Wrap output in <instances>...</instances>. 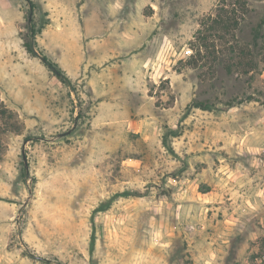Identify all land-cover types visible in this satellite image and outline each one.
Instances as JSON below:
<instances>
[{"label":"rangeland","instance_id":"obj_1","mask_svg":"<svg viewBox=\"0 0 264 264\" xmlns=\"http://www.w3.org/2000/svg\"><path fill=\"white\" fill-rule=\"evenodd\" d=\"M256 30L264 0H0V264H264Z\"/></svg>","mask_w":264,"mask_h":264},{"label":"trees","instance_id":"obj_2","mask_svg":"<svg viewBox=\"0 0 264 264\" xmlns=\"http://www.w3.org/2000/svg\"><path fill=\"white\" fill-rule=\"evenodd\" d=\"M197 33L200 34L201 31L199 30ZM32 35H33L32 37L35 36V32L33 30H32ZM263 37L264 36H261L260 33L258 32V30L254 31L253 39H252L253 45H256V41L258 39H262ZM197 39L199 40V45H198V47L196 49V51H197L196 53L200 56V51L199 50H200V48H205V46H204L205 39L204 38H200V37H198ZM24 46H25L27 52L33 54L34 53L33 52V46H36V43L35 42H32V41L30 42V40H29V41H26L25 42ZM56 75L58 76L59 79H61V81L63 83H65L66 85H69V82L67 81V79L64 78V77L62 78L61 73H57Z\"/></svg>","mask_w":264,"mask_h":264},{"label":"water","instance_id":"obj_3","mask_svg":"<svg viewBox=\"0 0 264 264\" xmlns=\"http://www.w3.org/2000/svg\"><path fill=\"white\" fill-rule=\"evenodd\" d=\"M69 133V131L68 132H66V133H63V134H61V135H59V136H65V135H67ZM23 161L25 162V155L23 154Z\"/></svg>","mask_w":264,"mask_h":264},{"label":"built area","instance_id":"obj_4","mask_svg":"<svg viewBox=\"0 0 264 264\" xmlns=\"http://www.w3.org/2000/svg\"><path fill=\"white\" fill-rule=\"evenodd\" d=\"M184 54H185V56H188V55H189V50H186V51L184 52Z\"/></svg>","mask_w":264,"mask_h":264}]
</instances>
